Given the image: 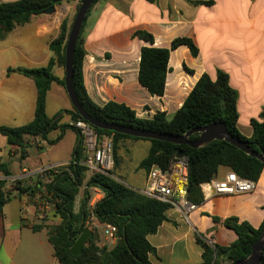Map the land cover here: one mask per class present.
<instances>
[{
	"label": "crops",
	"instance_id": "0c3cea01",
	"mask_svg": "<svg viewBox=\"0 0 264 264\" xmlns=\"http://www.w3.org/2000/svg\"><path fill=\"white\" fill-rule=\"evenodd\" d=\"M15 1L17 0H0V3ZM190 1L209 0H100L95 5L85 30L89 39L83 65L87 93L98 105L110 101L123 103L135 110L142 119H150L158 112H164L170 119L204 73L215 80L217 71L222 70L229 75L230 85L238 93V127L246 137H251V120L259 119L264 109V0H213L211 6L194 5ZM140 9L147 11L143 19L138 16ZM57 20L53 13L34 16L30 23L14 30L20 31V37L24 39L23 45L3 46L13 31L6 39L0 40V53L13 48L16 53L15 61L22 64L19 67L46 66L51 57L49 45L58 32ZM137 30L151 33L155 38L154 46L158 48L169 49L174 39L188 37L199 49L197 57H193L184 46L171 51L170 70L163 97H152L138 82L140 49L145 43L134 37ZM131 48L137 53L133 64L125 58ZM106 52L113 53V57L119 53L122 61L114 58L106 60ZM1 59L0 56V126L20 127L34 120L37 88L32 79L20 73L8 75L9 68L17 67H10ZM114 61L118 63L113 64L116 71L108 70L113 66L110 63ZM185 67L193 73L187 72ZM55 95L63 96L65 101L53 110L51 104ZM71 107L66 90L54 83L47 95V115L52 118L61 110ZM62 122L69 123L70 117L65 116ZM69 132L73 131L67 130L56 144L63 142ZM4 139L0 138V164L6 167L11 176H6L0 170V181L5 183L3 187L11 195L19 190L15 189L10 179L21 177L24 172L30 171L25 166L27 159L21 160L17 147L9 145L7 139ZM76 139L75 134L71 157L60 159L55 164L71 161ZM122 141L125 144L131 143L128 139ZM136 141L135 143H139L140 140ZM5 143L9 148L8 157L4 160L2 149ZM148 148L150 149V145ZM13 164L20 166V176L13 173ZM229 172L228 168L221 167L216 179H224ZM23 181L32 189L25 193L19 191L22 196L19 205L11 206L10 198L0 211L1 264H25L19 258L24 248L22 245H25L23 242L28 239L30 244L35 235L43 232L47 234L46 229L32 231V227L43 219L37 205L29 202V196L38 191V177L30 175ZM257 184L255 192L235 195H217L205 191L202 186L205 202L201 206H196L194 210H184V213L171 208L166 214L167 220L157 233L148 236L150 244L155 248V253L150 256L151 263L201 264L203 249L197 243V235L203 236L212 246L228 247L233 244L238 239L237 234L227 229L222 222H215L214 217L222 220L237 217L255 229L260 228L264 223V170ZM101 197L102 194H98L90 206L93 207ZM77 201L76 212L79 210ZM8 207H11L10 219ZM37 242L39 244L35 242L28 248L38 253L42 250L44 240ZM101 242V247L109 248L116 243L106 237ZM37 245L41 246V250ZM52 257V264H59L54 253Z\"/></svg>",
	"mask_w": 264,
	"mask_h": 264
},
{
	"label": "trees",
	"instance_id": "16d2710c",
	"mask_svg": "<svg viewBox=\"0 0 264 264\" xmlns=\"http://www.w3.org/2000/svg\"><path fill=\"white\" fill-rule=\"evenodd\" d=\"M64 1L17 0L11 3H0V40L6 39L17 27L30 23L34 16L42 15L50 8L63 5ZM83 1L79 0L77 12ZM99 1H94L85 18L73 60L74 89L79 103L87 113L103 122L171 136H184L190 130L221 122L226 125L228 133L235 139L249 145L252 150L264 154V109L259 119L251 120L253 133L251 137H246L238 127V93L231 87L229 75L222 70L217 71L215 80L204 73L180 109L170 119L164 112H158L150 119H142L137 116L135 110L123 103L110 101L104 105H98L93 102L84 83L83 65L87 55L84 33L89 17ZM190 2L194 5L207 6L214 3L213 0ZM71 26L68 19L61 24L58 36L49 45L51 57L46 66L17 67L7 70L8 75L20 73L32 79L37 88L34 120L20 127L0 126V135L7 139L9 145L17 147L21 160L26 158L27 136L40 137L50 144L60 141L67 130L74 131L77 136L70 165L57 173L49 174V182H38V190L54 199V212L61 222L52 226L37 224L32 227V231L39 232L46 229L48 242L59 264H152L150 256L155 253V248L150 244L148 236L157 233L159 227L167 220L166 214L171 209L170 206L127 186L117 180L111 171L108 174L96 172L88 176V169L80 164L86 160L83 138L74 125L62 123L65 116H69L72 122L82 120L78 112L71 107L68 110H61L52 118L47 115V95L52 85L57 83L65 89V77L62 79L57 77L55 68L57 66L65 68L66 45ZM134 37L145 43L140 49L138 82L152 97H163L165 94L171 51L184 46L190 50L193 57L199 55V49L188 37L174 39L169 49L155 47L154 36L145 30H137ZM185 69L193 73L192 70L186 67ZM91 127L101 137L113 136L115 159H117L118 146L122 140L148 141L150 149L139 166L147 174L153 166L168 169L171 160L178 153L186 156L188 160L187 200L195 206H201L205 202L202 186L215 180L221 167L228 168L240 178L252 181H258L264 170L262 161L245 154L226 141H212L196 149L188 145L130 137ZM56 130L60 131V135L55 140H49V134ZM199 136V133H195L189 139L194 141ZM0 170L6 176H11L3 164H0ZM20 183L21 181H17L14 185L20 192L25 193L32 189L19 187ZM4 184L0 181V211L10 201V193L5 191ZM84 185L86 189L80 208L76 212V200ZM91 188L102 193V197L93 207L90 206ZM91 217L93 220L89 221ZM213 220L222 222L227 229L234 231L238 239L230 246L222 247L209 245L203 236L197 235V243L203 249L201 264H221L222 262L234 264L247 258L264 230V223L260 228L255 229L248 222L240 221L237 217L224 220L214 217ZM97 224L103 227L111 225L116 228V243L113 247L99 245ZM86 229H89L92 235L84 245L82 254L73 256L71 249ZM260 264H264V252Z\"/></svg>",
	"mask_w": 264,
	"mask_h": 264
},
{
	"label": "rangeland",
	"instance_id": "374dc122",
	"mask_svg": "<svg viewBox=\"0 0 264 264\" xmlns=\"http://www.w3.org/2000/svg\"><path fill=\"white\" fill-rule=\"evenodd\" d=\"M78 3H79V0H70V1L65 0L63 2V5L57 6L56 10L52 12L53 15L58 18L57 21L59 23L58 32H57L56 37L58 36L61 24L63 23L65 19H68L69 25H72L74 21V17L77 13ZM138 12H139V15L138 14L137 15L141 17V19H143L147 14V11L145 9L144 10L140 9L138 10ZM133 22L136 23L138 21H130V23H133ZM23 40L24 39L20 37V31L17 29L16 31L12 33L8 41L4 43L3 46L10 47V46H15V45H23ZM84 40H85V49H86L89 45V39H88V35L86 31L84 33ZM14 54L16 55L15 50L13 48H8L6 51L0 53V56L2 57L1 60L6 65H9L10 67H19L22 64L19 63L18 61H15ZM112 54L113 53L106 52L104 54L105 59L106 60H109V59L111 60L113 58L120 59L119 53H116L115 57H113ZM125 55H126L125 56L126 60H131V64H133L134 60L136 59L137 53L135 50L131 48L128 54H125ZM120 61L122 60L120 59L119 62ZM110 64L113 65V64H118V63L114 61ZM108 70L116 71L115 65H113L112 67H109ZM55 75L59 77L60 79L64 78L65 68L57 66L55 68ZM67 98H68V95H67ZM64 101L65 99L63 98V96L55 95L54 100L52 101V104H51L53 110L57 107H60ZM57 135H60L59 130H56L52 132L51 134H49L48 139L55 140ZM0 138H3V140H5L3 136H1ZM128 140L131 143L125 144L123 141L120 142L118 146V150H117V159H115V166H114V169L111 170V172L113 173L114 177L117 180L123 182L129 187H132L136 190L141 191L142 189L146 187V178L148 177V174L146 173L145 170L140 169L139 166H140L141 161L148 154V151H149L148 147L150 143L148 141H143V140H140L139 143H135L137 142L136 140H131V139H128ZM26 141L28 145L26 147V158L25 159H27V162L25 166L30 171V173L31 172L35 173L36 171L42 168L55 165V162L60 159L71 157L70 156L71 149L75 143V132L74 131L69 132L66 138L63 140V142H60L58 144L56 143L50 144L48 141L43 140L40 137H30V136L26 137ZM8 148H9V145L5 143L4 148L2 149L4 160L7 159L8 157ZM13 165H14L13 173L17 174V176H20L21 175L20 166L15 165V164ZM87 175L90 176L92 175V173L88 172ZM33 176H36V175H33ZM39 181L48 182L47 180H43L38 177V182ZM11 184L16 185L15 183H11ZM19 187L27 188L28 183L26 181L21 180ZM85 189H86V186L84 185L81 188L79 196L77 197V200H78L77 209L80 208ZM90 192L92 194V199L90 203L97 198L98 194H102L99 190L92 189V188L90 189ZM45 195L46 194L42 193L41 190L35 191L34 194L29 196V202L37 205V210H38L39 206H41V204H43L44 202ZM10 198L12 202L11 206H14L16 204L17 205L20 204V199H22V196L19 191H15L14 193L10 195ZM10 208L11 207L7 208L9 219L11 215ZM38 212L41 213V210H38ZM60 222H61L60 218L55 214L54 207H52L51 209L44 212L43 219L39 221V224H46L48 226H52V225H58L60 224ZM104 230L105 228L103 226L98 225V233H99L101 240L103 241H104V237H106L104 234ZM35 236L32 237L31 235L32 238H31L30 244L28 242V239L23 242V244L25 245H22L24 248L22 250V254L19 255L20 260H22L25 264H52V258H53L52 256H53L54 251H53L52 246L47 242L46 232H43L37 235L36 237ZM42 239L44 240V245L42 246V250L40 249L41 246L37 245L39 247V250H41L38 253L36 250L28 248L30 245L33 246L35 242L36 244H39L37 240L41 241ZM101 240H100V243H102ZM2 256L3 255H1V257Z\"/></svg>",
	"mask_w": 264,
	"mask_h": 264
},
{
	"label": "built area",
	"instance_id": "2783aa9c",
	"mask_svg": "<svg viewBox=\"0 0 264 264\" xmlns=\"http://www.w3.org/2000/svg\"><path fill=\"white\" fill-rule=\"evenodd\" d=\"M187 87V86H185ZM80 132L83 138V144L86 154V160L81 162L83 166L91 173L108 174L115 166L114 140L113 136H99L97 132L85 121L77 120L70 121ZM71 161L64 164H55L36 171L34 174L24 172L23 176L11 178V183H16L29 176L36 175L40 179L50 181L49 174L57 173L59 170L67 168ZM187 171L188 160L186 156H175L168 167L164 170L158 166H153L148 173L146 187L140 192L145 196L167 204L180 213L184 210H194L195 205L187 200ZM30 173V174H29ZM204 190L213 192L217 195H235L242 193H253L257 190V181L240 178L233 172L227 173L224 179H215L210 183L204 184ZM55 207V202L52 196L46 194L43 204L39 206L41 215L44 212ZM91 217L89 221H92ZM116 228L108 225L105 227L104 234L107 240L116 241Z\"/></svg>",
	"mask_w": 264,
	"mask_h": 264
},
{
	"label": "water",
	"instance_id": "95a60500",
	"mask_svg": "<svg viewBox=\"0 0 264 264\" xmlns=\"http://www.w3.org/2000/svg\"><path fill=\"white\" fill-rule=\"evenodd\" d=\"M95 0H84L75 16V19L72 23L71 30L66 45V55H65V90L68 95V98L71 102L72 107L78 112L81 119L87 122L89 125L96 127L98 129L112 131L119 134H124L130 137L158 140L162 142H168L176 145H188L192 148H201L208 145L212 141H226L232 146L243 151L245 154L257 158L258 160L264 163V154L262 152H256L251 149V147L230 135L227 131L225 124L221 122H216L209 124L202 128H197L190 130L184 136H171L166 134H159L155 132H150L141 129L129 128L121 126L118 124L103 122L92 117L87 111L81 106L78 101L74 85H73V60L74 53L77 45V41L85 21V18L94 3ZM56 10L55 7L50 8L45 13L50 14ZM199 133L200 136L194 141H191L189 138L195 134ZM177 157H182L181 153L177 154ZM92 232L89 229H86L80 237L75 242L74 246L71 249V254L73 256H79L83 252V247L91 237ZM264 252V230L260 239L253 245L252 252L247 258L235 262L234 264H260L263 259Z\"/></svg>",
	"mask_w": 264,
	"mask_h": 264
}]
</instances>
